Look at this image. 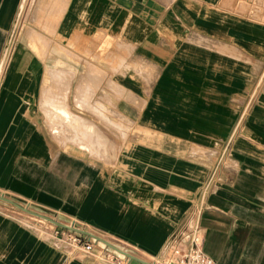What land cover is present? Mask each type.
I'll list each match as a JSON object with an SVG mask.
<instances>
[{
  "label": "crops",
  "instance_id": "crops-1",
  "mask_svg": "<svg viewBox=\"0 0 264 264\" xmlns=\"http://www.w3.org/2000/svg\"><path fill=\"white\" fill-rule=\"evenodd\" d=\"M96 85L130 126L103 156ZM0 195V264H96L27 207L153 259L197 218L217 264H264V0H0Z\"/></svg>",
  "mask_w": 264,
  "mask_h": 264
},
{
  "label": "built area",
  "instance_id": "built-area-1",
  "mask_svg": "<svg viewBox=\"0 0 264 264\" xmlns=\"http://www.w3.org/2000/svg\"><path fill=\"white\" fill-rule=\"evenodd\" d=\"M66 221L65 223H55L57 226L56 235L70 237L72 239L71 245L66 246L81 249L82 254L84 256H92L96 264H144L134 260L130 256L132 254L113 245L107 237L88 231L87 227L75 220L66 219ZM52 241L59 246H65L60 238ZM202 246L203 233L200 221L197 218H192L173 236L169 246L165 249L162 256L157 258L156 263L217 264L216 260L209 256Z\"/></svg>",
  "mask_w": 264,
  "mask_h": 264
},
{
  "label": "rangeland",
  "instance_id": "rangeland-1",
  "mask_svg": "<svg viewBox=\"0 0 264 264\" xmlns=\"http://www.w3.org/2000/svg\"><path fill=\"white\" fill-rule=\"evenodd\" d=\"M96 86L95 88L93 87V89H90L89 91V99L87 100V104H88L87 107L91 115H95V116L97 115L104 120L103 123L106 125L107 128H104L99 122L94 121L92 118H90L91 121L89 122V135H90L89 140L91 143V147H96L95 151H97L100 154L99 156H103L104 153L108 155L110 152L115 151V144H114L113 138L110 136L111 133H109L108 130L111 129L112 131L113 129H117L120 131H124V129L128 130L130 126L124 124V121L121 119V116L117 115L110 106H105L102 104V102L97 101L96 94H97L98 85ZM94 98L96 100H93ZM107 102L109 105L110 100L109 101L107 100ZM97 126H99L102 131L99 130ZM0 203H2L3 205L10 206L12 210L14 209V211H17V210L20 211L19 208H17V206L13 204L14 202L7 203L4 200L0 199ZM27 208L29 210L33 209L32 211L38 212L41 215L40 216L38 214L29 212V211H25V212L22 211V213L26 215V218L30 220L32 224H36L37 227L41 229L43 235H48V236L50 235L51 240L60 238L62 239V243H64L65 246L71 245L72 239L70 237L56 235L55 232L57 230V226L50 221V218H54L52 217L53 215H50L40 210H36L33 207L31 208L27 207ZM59 221L64 222V223L67 222L66 220H59ZM88 231L93 232L91 230H88ZM107 239H109V241L113 245L120 248L121 250H124L125 252H128L148 262L156 263L157 259H153L144 254H141L138 250L133 249L120 242H117L113 239H110V238H107ZM66 247H69V246H66Z\"/></svg>",
  "mask_w": 264,
  "mask_h": 264
},
{
  "label": "water",
  "instance_id": "water-1",
  "mask_svg": "<svg viewBox=\"0 0 264 264\" xmlns=\"http://www.w3.org/2000/svg\"><path fill=\"white\" fill-rule=\"evenodd\" d=\"M0 198L1 199H5V200H8V201H11V200H9V199H7V198H5L4 196H2V195H0ZM12 202V201H11ZM27 210V209H26ZM27 211H29V210H27ZM36 214H38V213H36ZM38 215H40V214H38ZM41 216V215H40ZM54 223H58L57 221H54ZM134 260H136V261H138V262H141V263H144V264H153V263H149V262H146V261H144V260H142V259H140V258H138V257H135V256H133V255H130Z\"/></svg>",
  "mask_w": 264,
  "mask_h": 264
},
{
  "label": "bare ground",
  "instance_id": "bare-ground-1",
  "mask_svg": "<svg viewBox=\"0 0 264 264\" xmlns=\"http://www.w3.org/2000/svg\"><path fill=\"white\" fill-rule=\"evenodd\" d=\"M45 55H46V54H45ZM52 71H53V70H51V72H52ZM56 71H59V70H56ZM56 71H55V72H56ZM54 75H55V74H54ZM51 76H53V75H51ZM54 77H55V76H54Z\"/></svg>",
  "mask_w": 264,
  "mask_h": 264
}]
</instances>
